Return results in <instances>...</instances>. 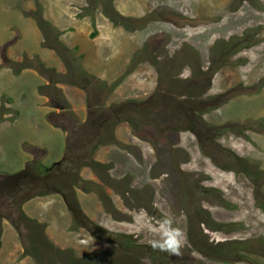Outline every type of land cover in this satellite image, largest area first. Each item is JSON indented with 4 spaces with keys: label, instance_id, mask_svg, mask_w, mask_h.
I'll list each match as a JSON object with an SVG mask.
<instances>
[{
    "label": "rangeland",
    "instance_id": "obj_1",
    "mask_svg": "<svg viewBox=\"0 0 264 264\" xmlns=\"http://www.w3.org/2000/svg\"><path fill=\"white\" fill-rule=\"evenodd\" d=\"M31 2L27 18L20 0H0V68L31 72L17 89L33 81L41 119L67 134L49 162L60 165L32 186L62 193L76 231L66 246L44 244L40 264H264V0H63L89 21L74 35ZM24 98L0 95V123ZM30 107L4 135L1 169L23 168L22 140L43 134L60 149ZM106 108L80 164L62 162L70 133ZM162 236L173 240L163 250Z\"/></svg>",
    "mask_w": 264,
    "mask_h": 264
},
{
    "label": "crops",
    "instance_id": "obj_2",
    "mask_svg": "<svg viewBox=\"0 0 264 264\" xmlns=\"http://www.w3.org/2000/svg\"><path fill=\"white\" fill-rule=\"evenodd\" d=\"M41 1L42 6H45V9L47 10H45L47 13L46 17H52L54 23L59 25L61 29H64L65 35L68 33L71 35L82 34V30L89 22L86 18H80L76 15L65 13L64 4L62 6L60 5L63 0ZM19 5L21 6L20 13L22 16L27 17L25 14L26 12L24 13L23 9L29 11L33 10L32 2L30 4L31 7L29 6L30 8L27 7L26 0H20ZM58 10H60V15L58 14ZM55 13L57 14L53 15ZM13 15H15V12ZM32 19L33 18L30 16L29 20L31 22L33 21ZM67 29H70L71 31H67ZM17 42L18 39L15 43ZM5 43L6 41H0V46ZM10 72L11 71H9V69L7 70V68H0V95L19 93V95L26 96V98L18 104L21 107H24L22 113H25L27 109H32L30 106H33V112L29 113V123L32 124L37 131H42L41 133H43L48 126V129L50 128V138L52 136L54 137V134L57 132V136L61 141L59 149L57 148L58 145H52L51 141L48 143L43 140V136H41L43 134L38 135L40 139L37 140H22L19 149L23 152H14V154L19 157L20 161H24L21 166L23 168L18 171L13 170L11 167L8 169L0 168V179L9 176L12 177L11 179H13L12 181L14 183L4 195L6 203L1 208L2 211H0V264H40L43 260L42 256L46 253L44 249H48L45 245L52 243V245L63 244V246H66L67 239L69 238V240H71L74 237L76 232L74 230V218L71 211H69V208H67L61 192H57L52 197H49V192H43L42 190L44 189H41L31 197H24V192L26 191H24V188L22 190L17 187L19 177L13 175L19 174L28 168L33 170L35 166L32 164L37 160V173L41 177L46 176L41 171L42 169L39 170V168L43 165L50 167L49 162L57 159L58 156H61L62 147L64 146L65 140H67V134L61 128L51 126L49 121H47L48 125L46 126L45 121L47 118L41 119V117L47 114L49 108L47 105L45 107L39 105V102L43 100L39 94L34 92L33 81L29 82V85L24 87L23 84H20V90L17 89V85H19L17 80L21 77H27L31 72L25 71L18 76H14ZM30 85L32 86L31 91L33 94L32 96L35 97V101L29 103L27 102V89H29ZM22 113L13 122L0 123V134L2 133L3 137L2 139L0 137V145L4 141V135H9L11 133L8 128L14 126L15 122L22 116ZM23 144L24 146H35L36 151L23 150ZM48 145L50 147H48ZM58 161L54 163H60V161ZM25 163L26 166L24 167ZM11 215L17 220L18 229L8 218Z\"/></svg>",
    "mask_w": 264,
    "mask_h": 264
},
{
    "label": "trees",
    "instance_id": "obj_3",
    "mask_svg": "<svg viewBox=\"0 0 264 264\" xmlns=\"http://www.w3.org/2000/svg\"><path fill=\"white\" fill-rule=\"evenodd\" d=\"M113 15L114 14H110L108 16L110 18H112L113 20H115ZM39 24L43 30V34H44L45 39H46L45 41L48 42V39L51 38L50 36L54 35L53 31L51 30V28H53V26L49 22H47L43 19L39 22ZM55 42H57V41H55ZM126 101L130 102V103H135V102H138L140 100L129 99ZM123 103H125V102H123ZM123 103L115 104L114 108L116 110H120V107L123 105ZM111 111H112V113H113V111L115 112V110L114 109L112 110V108H106L105 110L97 109L95 111L90 112L89 118L86 121L85 126H83L82 129L78 130L77 132L73 131L72 133H70L71 135H70L68 142H67V152L65 153L62 162H68L69 161L71 164H74V165L80 164V161L82 160L83 149L85 148L84 147L85 144L89 145L90 141L88 139L89 138L91 139L93 136L100 133L99 129H100V127H102L105 124V121H108L109 114L111 113ZM56 125H59V124H56ZM59 165H60V163L59 164L54 163L49 168L47 166H45V167L41 166V168H39V170L42 169L41 171L44 173V175H46L47 173L50 172L51 169H53L54 167H57ZM13 176L19 177L18 178L19 182L17 183V187L19 189H22V190H23V188L25 189L24 191H26V192H24L25 193L24 197L33 196V194H34L33 192H35L34 191L35 189L32 186V184H33L32 181L35 180L36 177L38 178V176H39L38 173L35 174L34 170H31V168H28L27 170H25L19 174L13 175ZM8 177L0 179L1 180L0 181V211H2L1 208L6 203V201L4 199V195H5L6 191L9 190V188L14 185V183L12 181L13 179H11L12 177H9V178ZM2 192H4V193H2ZM74 210L75 209H73V208H71V210H70L72 215H74V213H75ZM8 218L11 220V222L14 224V226L18 229V222L15 219V217L13 215H11ZM74 222H75V220H74Z\"/></svg>",
    "mask_w": 264,
    "mask_h": 264
},
{
    "label": "clouds",
    "instance_id": "obj_4",
    "mask_svg": "<svg viewBox=\"0 0 264 264\" xmlns=\"http://www.w3.org/2000/svg\"><path fill=\"white\" fill-rule=\"evenodd\" d=\"M169 231H172L171 229H169ZM167 242L169 245H171L173 243V240L170 239L168 236H162V242L160 244L161 250H163V243ZM156 245H154L155 247Z\"/></svg>",
    "mask_w": 264,
    "mask_h": 264
},
{
    "label": "bare ground",
    "instance_id": "obj_5",
    "mask_svg": "<svg viewBox=\"0 0 264 264\" xmlns=\"http://www.w3.org/2000/svg\"><path fill=\"white\" fill-rule=\"evenodd\" d=\"M82 236V235H81Z\"/></svg>",
    "mask_w": 264,
    "mask_h": 264
}]
</instances>
